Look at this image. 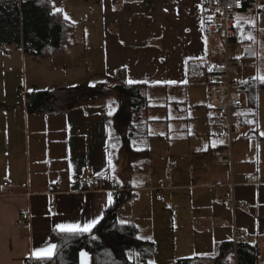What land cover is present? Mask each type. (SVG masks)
I'll return each instance as SVG.
<instances>
[{
	"label": "crops",
	"instance_id": "obj_1",
	"mask_svg": "<svg viewBox=\"0 0 264 264\" xmlns=\"http://www.w3.org/2000/svg\"><path fill=\"white\" fill-rule=\"evenodd\" d=\"M88 4L91 17L73 16L83 27L76 31L81 32L79 40L73 39V46L66 49L65 66L37 61L22 48L11 47L9 52L0 48L9 62L16 59L22 66L19 70L11 65L9 72L0 74V264L38 258L33 253L54 244L51 232L59 231V224L83 227L100 221L113 203L110 193L94 191L82 181L85 172L105 176L103 187L109 189L111 178H119L109 170L108 111L102 105L84 110L69 103L65 93L114 86L119 79L145 86L150 105L142 114L143 123H136L143 133L139 143L149 150L133 185L141 190L133 191L122 207L143 203L147 208L153 192L164 202L162 190L169 189L167 205L161 208L172 212V222L166 226L159 220L157 228H185L190 233L193 250L180 259L229 263L233 253L228 255L222 246L234 244L238 228L248 231L245 243L257 247L259 264H264V184H241L248 177L264 181V135L246 122L261 83L251 76L253 59L236 77L245 104L233 119L243 131L239 138L246 141L229 153L226 140L221 141V132L228 130L211 123L206 94V70L210 63L222 61L215 58L222 40L220 34L205 30L204 1L88 0ZM76 66L79 70L71 72ZM39 91L53 95L38 110L29 95ZM221 156L232 163H221ZM5 182L15 186L6 188ZM233 198L251 209H232L217 201ZM177 210L181 224L174 220ZM147 241L154 242L153 235ZM234 250L236 258L235 245ZM83 253L87 264H93L91 255Z\"/></svg>",
	"mask_w": 264,
	"mask_h": 264
},
{
	"label": "trees",
	"instance_id": "obj_2",
	"mask_svg": "<svg viewBox=\"0 0 264 264\" xmlns=\"http://www.w3.org/2000/svg\"><path fill=\"white\" fill-rule=\"evenodd\" d=\"M257 1L245 0L242 12L254 10ZM251 19L236 20L235 43H251L258 36L256 18ZM210 26L211 16L207 13V33L210 32ZM75 33V24L61 10H54L50 0H0V48L4 52H9L11 47L22 48L25 54L33 56L37 61L63 67L66 49L73 46ZM249 35L254 39H246ZM145 89L143 85H129L119 79V83L114 86L68 90L65 93L69 103L79 105L84 110L101 105L107 109L108 152L112 161L109 170L117 174L121 186L125 188H131L136 183L135 176L141 167L140 162L149 154V150L139 143L143 133L140 125H136L143 123L142 114L150 108ZM52 95L50 91L30 93L33 109H42ZM134 195L131 190L118 194L91 232L80 234L53 230L51 240L56 245L53 256L33 258L25 264H81L80 254L83 251L91 255L93 264H154L155 245L140 239V230L134 223L119 221L121 206ZM225 248L228 255L233 253V262L227 264H259L256 246L239 243L236 258L233 242L223 244L222 249ZM174 264L207 263L199 258H190L176 260Z\"/></svg>",
	"mask_w": 264,
	"mask_h": 264
},
{
	"label": "rangeland",
	"instance_id": "obj_3",
	"mask_svg": "<svg viewBox=\"0 0 264 264\" xmlns=\"http://www.w3.org/2000/svg\"><path fill=\"white\" fill-rule=\"evenodd\" d=\"M53 5L54 10H61L63 11L65 17L69 18L73 21V23L76 24V31L81 29L83 26L79 24V21L74 19L73 16L81 14L84 18L87 16H90L89 13V4L88 0H50ZM255 17L256 21L258 23V36L255 38L254 41H252L248 47L245 49L249 51L252 54V61L249 63V65H254L255 70L251 74V76H264V0H258L257 5L255 6L254 10L250 11L249 13L245 14L243 17L245 21L246 18H248L250 21L251 18ZM252 20V19H251ZM236 22V21H235ZM217 35V34H216ZM236 35V31H235ZM81 36V32L79 34L75 33L74 39L79 40ZM222 40V38H221ZM253 45L255 47H253ZM221 46V47H220ZM237 47H234V50H236ZM217 54H215V58H219L223 60L225 58V50L222 44L217 46ZM235 51H231V55H234ZM18 61L16 59L12 60V62L8 61V58L6 55H4L2 52H0V67H5L4 69H0V74L2 72H9L11 70V65L18 66L19 70L22 69L21 64L17 63ZM18 64V65H17ZM81 69V68H80ZM79 68L76 66L75 70H72L71 72H77ZM255 107H253V110H250L251 120L252 123H249L250 129H256L262 133H264L262 127H264V83H259V85L255 88ZM196 94H199L203 98V95L200 91H196ZM202 111H205L203 108ZM194 113V112H193ZM235 128L233 133L230 135L229 130L228 132H221V141L226 140V146L228 147V152L230 153L231 148H236L238 143H241L242 140L246 141L245 139H240L239 133L242 132V129L239 128L240 125H238L237 120L234 121ZM247 129H245V132ZM233 141L232 145L231 142ZM224 142V141H223ZM119 179V178H118ZM144 181H149V179H145ZM150 181H152L150 179ZM149 181V182H150ZM140 182V181H139ZM143 182H140L142 184ZM143 188V187H141ZM169 190V189H168ZM167 189L162 190V194H164V199L166 201L159 202L155 196L152 195V198L149 199V204L147 205V208H145V205L141 203L138 207L134 205H127L124 206V208L121 206L120 213H119V221L121 223H134L140 230V234L142 238L151 240V236L154 237V242H152L155 245V252L156 256L153 259V262L155 264H174L176 259H180V255L186 254L189 255V253L193 250L194 242H191L190 239V233L185 228H177V227H171L169 230H159L158 227V221H162L166 223L167 225H170L172 222V212L171 211H164L161 208V205H167ZM163 198V195H162ZM151 204V205H150ZM167 208V207H166ZM180 211V210H179ZM178 210L174 212V220L176 224H181L182 221L177 217ZM131 218H133L134 222L129 221ZM142 228V229H141ZM140 236V239H142ZM192 248V249H191ZM191 249V251H189ZM195 254H191L190 257H194ZM176 258V259H174ZM173 260H175L173 262ZM233 260L231 259L230 263H232ZM264 262V259H263ZM207 264H211L210 261L207 262ZM213 264V261H212ZM218 264V263H217Z\"/></svg>",
	"mask_w": 264,
	"mask_h": 264
},
{
	"label": "built area",
	"instance_id": "obj_4",
	"mask_svg": "<svg viewBox=\"0 0 264 264\" xmlns=\"http://www.w3.org/2000/svg\"><path fill=\"white\" fill-rule=\"evenodd\" d=\"M206 12L211 16V33H218L222 38V45L225 50V58L222 61L212 62L207 67V85L206 94L209 106L212 111L211 123L216 127H223L229 130L230 135L234 131V113L241 110L245 104L244 94L241 90V83L237 76L241 73L242 67L252 59V54L247 51L243 43H235V21L239 18L245 7V0H203ZM234 47H237L234 50ZM231 51H236L231 55ZM239 57V59H238ZM221 163H232L230 158L219 157ZM82 181L85 185H92L94 191H107L112 200L118 194L125 191H138V187L132 186L125 188L121 186L118 178H111V187L104 189L103 183L105 176L93 175L85 172L82 175ZM242 185H261L264 181L257 177L244 178ZM6 188H12L15 183L5 182ZM144 189H151L150 187ZM162 199V195H158ZM218 203L228 205L232 209L237 207L250 210V205L237 202L234 198L229 202L224 199H218ZM55 206H51L54 209ZM249 239V233L246 229H234V245L246 242Z\"/></svg>",
	"mask_w": 264,
	"mask_h": 264
},
{
	"label": "snow or ice",
	"instance_id": "obj_5",
	"mask_svg": "<svg viewBox=\"0 0 264 264\" xmlns=\"http://www.w3.org/2000/svg\"><path fill=\"white\" fill-rule=\"evenodd\" d=\"M59 11V10H57ZM67 18V17H66ZM237 28H239V24H237ZM246 39H248L249 41L253 40L254 37H252L251 35L247 36ZM239 59V57H238ZM256 79L260 80L262 83H264V76H257ZM127 83L129 85L131 84H135L138 83V81H134L129 79L127 81ZM174 83V82H173ZM111 115V113H109ZM248 123H252V121H246ZM262 135H264V133H262ZM109 165L112 164L111 159L109 158L108 161ZM109 201H111V197H109ZM99 223V220H92L88 223H86L83 227H81L80 224H59L57 226V228L59 229L60 232H71V233H80L83 234L85 232H91V230ZM56 248V245H50L47 248H43L40 249L39 251L33 253V255H35L36 257L40 258V257H51L54 253V249ZM81 258H82V264H87V253H81Z\"/></svg>",
	"mask_w": 264,
	"mask_h": 264
}]
</instances>
